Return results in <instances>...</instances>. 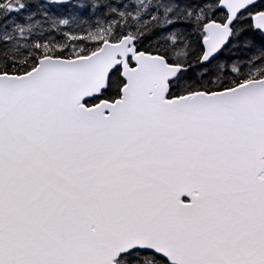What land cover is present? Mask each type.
Returning a JSON list of instances; mask_svg holds the SVG:
<instances>
[{
    "label": "snow or ice",
    "instance_id": "snow-or-ice-1",
    "mask_svg": "<svg viewBox=\"0 0 264 264\" xmlns=\"http://www.w3.org/2000/svg\"><path fill=\"white\" fill-rule=\"evenodd\" d=\"M0 264H264V0H0Z\"/></svg>",
    "mask_w": 264,
    "mask_h": 264
}]
</instances>
